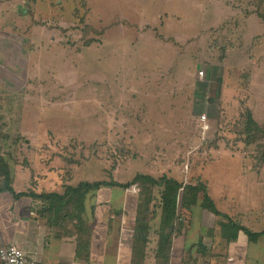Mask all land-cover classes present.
I'll use <instances>...</instances> for the list:
<instances>
[{"label":"rangeland","instance_id":"rangeland-1","mask_svg":"<svg viewBox=\"0 0 264 264\" xmlns=\"http://www.w3.org/2000/svg\"><path fill=\"white\" fill-rule=\"evenodd\" d=\"M43 1L36 8L34 1L28 3L31 20L19 28L28 29L29 23L37 27L40 49L31 68L37 80L15 99H0V126L6 123L11 135L3 141L4 155L12 163L31 167L30 183L45 184L48 172L71 185L114 179L128 184L139 173L167 175L183 183L206 179L220 207L233 204L227 193L241 201L237 203L242 214L247 205L264 207V192L257 191L264 189V123L247 127L244 121L251 110L253 115L259 111L253 96L264 95V0H213L206 7L209 20L217 22L213 6L219 11L224 6L226 15L236 17L224 21L223 36L216 38L222 45L215 44L213 32L190 37L187 27L170 29L174 20L167 18L177 17L175 2ZM2 7L3 26L16 25L12 3ZM19 8L29 11L23 0ZM248 17L262 26L249 27L243 20ZM205 39L212 46L204 44ZM113 44L118 47L115 52ZM221 55L226 59L220 79L209 85L210 94L219 88L218 96L204 101L199 83L207 73L201 78L199 72L208 71L210 79L205 64ZM3 74L12 83L10 75ZM203 104L207 106L202 114H207L211 127L206 134L199 121L202 114H197ZM218 141L223 143L220 150H227V143L249 159L245 169L241 160H216L219 152L213 145ZM124 189L132 203L137 199V217L139 187ZM160 192L161 188L154 191L153 222L162 219ZM92 213V208L86 209L82 222L67 227L85 249L97 221ZM257 213L261 212L253 214ZM199 214L183 210L181 217L190 221Z\"/></svg>","mask_w":264,"mask_h":264},{"label":"crops","instance_id":"crops-1","mask_svg":"<svg viewBox=\"0 0 264 264\" xmlns=\"http://www.w3.org/2000/svg\"><path fill=\"white\" fill-rule=\"evenodd\" d=\"M32 1L35 3V8L44 2L43 0H23L27 4L29 11L28 13H25V11L22 13L20 11L21 8H19L22 0H0L1 14L4 11V7H2L4 3H12L13 8H10V10L13 12V17L17 18L16 25L13 22V25L8 27L3 26L5 18H0V99L4 97L15 99L19 96L20 91L37 80L36 76L31 74V68L35 66L37 50L40 49L37 44V27L33 23L31 28L29 23L28 29H19L21 23H25L31 18V7L28 3L31 4ZM163 1L166 4L175 2L178 5L179 3L178 9L176 7L177 10L174 11L177 17L174 15L167 18L170 21L174 20V23L169 24H174L170 29L174 28L176 29L174 31H178V28L185 30L187 27L186 30L190 37H197L200 33L207 35V33L213 32L211 37L215 39V44L221 42H217L216 38L218 35L223 36L222 29L227 23H224V21L232 20L235 17H231L228 13L226 15L224 13L226 8L222 5L223 11H219L213 6L218 12H216L217 22L206 18V7L213 5V0ZM226 16L229 17L226 18ZM243 20L249 23V27L252 24H256L253 28L262 26L259 20L255 23L249 17ZM15 26L17 29H15ZM207 41L211 45V41L208 39L204 40V44H207ZM220 44L222 45L223 43L221 42ZM115 45L117 44L110 46L111 49L113 48L112 52H115L116 48H118ZM119 49L125 51L122 48ZM225 59L221 55L219 60H213L208 62L210 64H205V69L209 70L210 79H208L207 71L206 80L201 79L199 83L202 85V90L199 92H201L202 96L205 94L204 98L202 97L204 101L205 97L210 96V83H217L218 79H220L218 77L221 74L220 69L224 67ZM3 73L10 75L9 78L12 83L7 81ZM225 81L226 76L223 79L224 83ZM5 84L9 86H4ZM223 97L224 93L222 99ZM253 97L258 100L259 111H255V115H253V110H251V114L258 123H264V95H254ZM206 106L203 104L199 107L197 114L204 113ZM254 107L256 109L255 105ZM227 111L230 112L229 110ZM4 125L7 127L6 123ZM222 144L221 141H218L217 145H213L214 148L218 149L220 156L216 160L223 156L230 160H241L243 162L242 167L245 169L244 162H248L249 159L247 160L236 149L233 150V146L232 150L229 149L227 143L224 144L227 150H220L223 146ZM236 144L240 146V142H236ZM28 161L30 163V160ZM30 165L32 164L30 163ZM30 169L31 167L21 166L17 161L11 162L13 186L17 192H30L33 190L36 193H64L66 186L71 185L68 179L65 180L61 175L60 177L57 175V177H53L49 172L48 181L44 180L45 184L39 181V183H30L28 181V172L33 175ZM244 176L249 175L243 174ZM204 182L207 184L209 195L219 211L227 214L234 221L239 222L252 232L264 231V207L247 205L242 214L238 208L241 203H237L241 201L236 199L237 196H230L229 193L224 195L226 198H231L233 204H224L223 207H220L221 205L210 190L209 183ZM72 186L76 185L72 184ZM257 191L264 192V189ZM221 200L223 203L224 200ZM132 202V195L126 193L125 189L119 186H104L99 190L90 192L86 199V209L92 208V215L97 221L95 222L96 225H93L92 241L85 249V244L82 243L81 239L69 232L72 230L65 226L62 217L51 213L47 215L41 213L44 208L42 206H45L46 203L41 200H35L31 196L16 199L11 193L1 192L0 246L3 244L16 245L23 249L30 258L43 264H264V235L254 241L244 231H240L236 239L229 240L222 233L219 217L201 206H195L190 211L193 216L196 212H200L197 218L193 217L190 221L181 220L180 223H174L173 233H171L170 227H168L169 230L167 231H161L162 225H165L161 219L152 221L148 242L142 245L139 250L137 247V251H134L133 235L137 199L135 204ZM204 211L211 216H215L216 219H209L208 215L202 213ZM254 212L261 213L255 215L253 214ZM247 213L249 214L247 215ZM97 228L98 232L96 231ZM164 233L167 235H164ZM122 241L124 242L123 246L120 245ZM0 264H2L1 259Z\"/></svg>","mask_w":264,"mask_h":264},{"label":"trees","instance_id":"trees-1","mask_svg":"<svg viewBox=\"0 0 264 264\" xmlns=\"http://www.w3.org/2000/svg\"><path fill=\"white\" fill-rule=\"evenodd\" d=\"M219 89V88H218ZM218 92V90L216 91ZM210 94L209 100H213L218 96V93ZM246 126H258L259 123L254 119L251 113L246 115ZM3 117L0 116V122ZM6 125L0 126V193H11L16 199L24 196H31L35 200H41L46 203V206L41 213L44 215L55 214L64 218V224L68 227L71 222H82L83 214L86 211V199L90 192L99 190L104 186H119L127 188L132 184L139 187V205L137 217L135 219L134 235H133V250L146 244L148 236L151 231V221L154 219L151 215L155 211L151 210L152 204L156 200L154 191L156 188H161L160 204L162 208V225L161 231L169 230L173 233V224L181 222V212L183 210L191 211L195 206H201L205 210L211 211L219 217V224L222 228L223 235L229 240L236 239L240 231H244L251 240L257 241L264 235L262 232H252L242 224L234 221L227 214L219 211L209 195L207 184L198 179L196 182L183 183L174 177L163 175L160 178L150 174L139 173L135 179L128 184L120 183L115 180L111 181H83L76 186L67 185L64 193L50 192V193H36L17 192L13 186V174L11 170L10 159L4 154L5 144L11 139V135L5 131ZM242 134V133H241ZM7 154V153H6ZM10 157L12 155L9 153ZM200 196L202 199L200 201ZM157 203V202H156ZM68 209L64 212V209ZM157 215H155L156 218ZM77 225V224H76ZM169 225V226H168ZM164 235H167L164 233ZM162 243V242H161ZM162 245V244H161ZM137 251V250H136Z\"/></svg>","mask_w":264,"mask_h":264},{"label":"built area","instance_id":"built-area-1","mask_svg":"<svg viewBox=\"0 0 264 264\" xmlns=\"http://www.w3.org/2000/svg\"><path fill=\"white\" fill-rule=\"evenodd\" d=\"M199 76L205 78L206 71L204 69L201 70ZM199 121L203 133L206 134L211 128L207 114H202L199 117ZM120 245L123 246L124 242L122 241ZM0 259L2 264H43L40 261L30 258L23 249L12 244H3L0 246Z\"/></svg>","mask_w":264,"mask_h":264}]
</instances>
